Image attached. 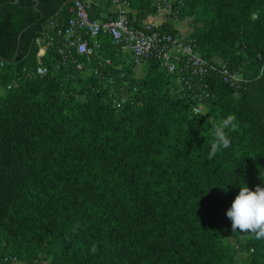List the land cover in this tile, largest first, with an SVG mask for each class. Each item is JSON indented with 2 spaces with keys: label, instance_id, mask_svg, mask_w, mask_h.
I'll use <instances>...</instances> for the list:
<instances>
[{
  "label": "trees",
  "instance_id": "16d2710c",
  "mask_svg": "<svg viewBox=\"0 0 264 264\" xmlns=\"http://www.w3.org/2000/svg\"><path fill=\"white\" fill-rule=\"evenodd\" d=\"M35 1L0 0V264H264V239L232 232L226 216L240 186L264 187V0L173 1L169 18L189 20L195 53L240 78L208 77L199 114L155 62L136 79L107 37L100 77L95 56L69 70L55 32L73 0ZM121 1L133 26L157 15L151 0ZM100 10L91 3L89 18ZM36 40L50 42L42 77ZM228 114L239 127L209 160Z\"/></svg>",
  "mask_w": 264,
  "mask_h": 264
},
{
  "label": "built area",
  "instance_id": "2783aa9c",
  "mask_svg": "<svg viewBox=\"0 0 264 264\" xmlns=\"http://www.w3.org/2000/svg\"><path fill=\"white\" fill-rule=\"evenodd\" d=\"M174 0H151L152 6L160 15L170 12ZM91 2L73 0L68 8V17L64 25L56 30V51L60 62L69 70L82 69V64L75 57H96V68L92 73L100 77L97 68H104L110 64L109 60L98 55L101 40L107 37L111 44L120 52L129 54L133 62V71L149 61L155 62L166 73L175 77L174 86L177 94L185 101L195 104L193 113L199 114L204 110V104L209 98L207 78L215 73L224 84L239 87L240 78L225 65L211 64L195 53L193 46L185 40L182 34H171L159 31L160 25L149 21H142L133 26L128 14H133L126 1L110 0L114 8V17L105 21L90 19L87 9ZM162 24V23H161ZM37 53L38 67L34 75L44 76L47 68L42 65L41 58L46 54L50 42L40 44ZM126 85L122 83L119 89L120 100L126 95L121 94ZM126 91V90H125ZM119 100L113 95V105L119 107Z\"/></svg>",
  "mask_w": 264,
  "mask_h": 264
},
{
  "label": "clouds",
  "instance_id": "9594fccd",
  "mask_svg": "<svg viewBox=\"0 0 264 264\" xmlns=\"http://www.w3.org/2000/svg\"><path fill=\"white\" fill-rule=\"evenodd\" d=\"M214 141L207 158L213 159L222 149L231 146L228 131L235 132L239 125L235 114H228L226 118L220 120L213 126ZM260 171L259 179L264 177V169ZM227 218L231 221L232 232L247 233L257 240L264 239V187L257 185L255 190H250L247 185L240 186V191L235 197L231 207L226 212ZM79 228L77 224L73 232ZM97 247L92 245L91 252L95 253Z\"/></svg>",
  "mask_w": 264,
  "mask_h": 264
},
{
  "label": "rangeland",
  "instance_id": "374dc122",
  "mask_svg": "<svg viewBox=\"0 0 264 264\" xmlns=\"http://www.w3.org/2000/svg\"><path fill=\"white\" fill-rule=\"evenodd\" d=\"M91 3H93V1H97V0H90ZM109 3H110V0H109ZM169 12H162L160 13V15H156V18L153 19L151 18L150 21H152V23H154L155 25H161V23H167V24H171L173 26V28L177 29L179 31V33H181L182 35H189L191 29L190 27H188V22L189 20L185 19L183 21H178V20H171L169 18ZM147 21V20H146ZM49 26H52V25H49ZM129 55V54H127ZM141 71H142V67L139 66L136 71L134 72L135 74V78L138 79L142 76L141 74ZM123 91L121 92V94L123 95H126L127 94V90L126 89H122ZM126 90V91H125ZM80 101L84 100L82 97H78ZM227 240L233 245V239L232 238H227ZM237 261L239 264H247V261H246V255L244 254H238L237 255ZM17 264V263H15ZM42 264H47V263H42Z\"/></svg>",
  "mask_w": 264,
  "mask_h": 264
},
{
  "label": "crops",
  "instance_id": "0c3cea01",
  "mask_svg": "<svg viewBox=\"0 0 264 264\" xmlns=\"http://www.w3.org/2000/svg\"><path fill=\"white\" fill-rule=\"evenodd\" d=\"M93 3H94V5H95L96 8L97 7H100L101 8V10L98 13L95 12L96 17H97V18H95V20L105 21V20H107L109 18H113L114 17V8L110 5L109 0H97V1H93ZM151 18L155 19L156 17H149L147 19V21L152 22V21H150ZM56 24L55 23L50 24L52 26H50L49 28L50 29H54V27L56 26ZM62 25H60V26H62ZM126 56H127V54H126ZM126 56L124 54L123 55V59L126 58Z\"/></svg>",
  "mask_w": 264,
  "mask_h": 264
},
{
  "label": "water",
  "instance_id": "95a60500",
  "mask_svg": "<svg viewBox=\"0 0 264 264\" xmlns=\"http://www.w3.org/2000/svg\"><path fill=\"white\" fill-rule=\"evenodd\" d=\"M32 1L34 2L33 9L36 10L37 2L35 0H32ZM85 1L90 2L89 0H85ZM16 2H17V0H14V3H16ZM20 35H21V33L17 37V44H19ZM16 56H17V49L15 50V52H14V54H13L11 60H10L11 63L14 62V60L16 59ZM0 61L4 62V59L0 58Z\"/></svg>",
  "mask_w": 264,
  "mask_h": 264
}]
</instances>
